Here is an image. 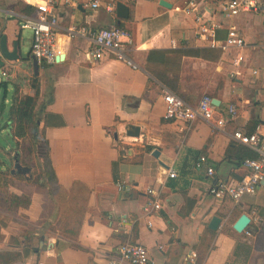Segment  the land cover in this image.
I'll list each match as a JSON object with an SVG mask.
<instances>
[{
    "label": "crops",
    "instance_id": "obj_1",
    "mask_svg": "<svg viewBox=\"0 0 264 264\" xmlns=\"http://www.w3.org/2000/svg\"><path fill=\"white\" fill-rule=\"evenodd\" d=\"M42 1L0 0V42L7 37L9 50L16 43L21 50L20 24L36 16ZM231 1L99 0L98 9L84 0L59 1L57 50L64 59L39 69V130L57 182L53 190L41 180L47 191L30 193L24 207L11 201L25 195L11 183L20 176L6 180L11 196L9 206L0 204V264H106L125 243L146 247L149 264H187L192 253L205 254L204 264H264V185L239 203L210 194L217 181L234 186L249 173L236 157L234 133L249 135L264 125V0L236 16L227 11ZM118 2L129 8V17L133 9V21L117 18ZM120 22L134 40L126 54L138 70L113 55L93 57L95 33ZM231 30L244 38L243 49L221 48ZM30 43L32 55L33 35ZM155 52L166 53L170 66L149 62ZM165 90L194 105L208 95L220 102L224 117L233 104L238 118L224 127L167 122ZM131 125L140 128L139 138L127 135ZM202 157L213 176L206 167L196 169ZM171 171L177 178H169ZM77 183L88 201L79 235L71 237L61 228L79 194L72 193ZM150 188L162 193L161 209L152 215ZM242 215L251 224L238 233L233 226ZM213 217L222 219L218 231L209 228Z\"/></svg>",
    "mask_w": 264,
    "mask_h": 264
},
{
    "label": "built area",
    "instance_id": "obj_2",
    "mask_svg": "<svg viewBox=\"0 0 264 264\" xmlns=\"http://www.w3.org/2000/svg\"><path fill=\"white\" fill-rule=\"evenodd\" d=\"M60 0H43L37 5V14L35 17L27 18L20 24L21 30H30L33 35V45L31 56L38 63L46 65H55L59 62L61 52L57 50V31L58 17L55 13L56 7ZM88 8L98 9L100 7L99 0H84ZM70 3V0H66ZM258 8L257 0H232L227 5V11L230 16H236L239 13L246 11H255ZM110 12L114 8H108ZM200 21V19L198 20ZM207 30L203 27L202 32ZM95 48L93 57L96 60H102L105 55H113L117 60L124 62L127 66L134 70H138V66L128 57L127 51L134 47V40L129 32L117 27L101 29L95 33ZM246 43L241 34L236 30H231L226 41L222 44V49H243ZM217 47L215 43L212 44ZM238 63L244 61V57H238ZM258 72H255L257 74ZM3 76L8 80L9 76L3 72ZM165 104L164 120L167 122L185 124H193L198 120L206 122H215L218 127H224L226 121H234L238 118L237 107L229 104L224 111V115L219 114L220 106L213 104V99L204 95L199 102L191 104L178 95L169 90H165L162 95ZM219 116V117H218ZM234 140L257 154L255 159L245 160L243 166L249 173L236 185L230 186L225 182L217 181L210 189V194L216 199L224 200L229 198L235 203H239L246 196H253L258 189L264 185V125L258 124L252 134L246 135L242 131H236L233 135ZM196 169L201 170L207 168L210 176L214 175V170L208 167V162L205 157H202L196 164ZM169 178H177V173L171 171ZM119 190L124 189L122 184H117ZM147 193L155 198V203L148 209L149 214L153 211L161 209L160 200L162 193L154 188L148 189ZM149 226L152 223L149 222ZM197 254L192 253L187 264L197 263ZM150 252L141 245H133L131 243L123 244L118 251V256L115 259L109 260L106 264H149Z\"/></svg>",
    "mask_w": 264,
    "mask_h": 264
},
{
    "label": "rangeland",
    "instance_id": "obj_3",
    "mask_svg": "<svg viewBox=\"0 0 264 264\" xmlns=\"http://www.w3.org/2000/svg\"><path fill=\"white\" fill-rule=\"evenodd\" d=\"M31 40L32 32L30 30L23 31L22 46L20 50L21 63H17L16 67L4 70L9 76L8 80L3 76V70L0 68V161L7 166L5 169L6 171L0 173V204L3 207L9 206L8 202L11 196L10 191L7 190L9 186L4 184L7 182L6 180H10L9 177L11 176L9 170L11 164L7 159V153L16 146L14 139L7 135V130L5 128L9 122V112L14 95V86L19 89L20 98L24 96H32L34 94L31 87L32 80L35 78L34 69L31 62L27 61L30 53ZM26 61L27 63H25ZM39 103L42 104L41 101H39ZM38 132L39 134L36 138L33 134H29L26 138L18 140L21 157L25 160V164L31 168V173L28 180L27 177L21 175L17 178V182H14L12 178L11 183L21 187V189L25 192V200H23L25 203L29 201L28 195L30 193L34 191H47L45 184L42 186L40 182L45 179L44 164L49 152L47 146L45 145L43 134L40 130Z\"/></svg>",
    "mask_w": 264,
    "mask_h": 264
},
{
    "label": "trees",
    "instance_id": "obj_4",
    "mask_svg": "<svg viewBox=\"0 0 264 264\" xmlns=\"http://www.w3.org/2000/svg\"><path fill=\"white\" fill-rule=\"evenodd\" d=\"M128 22L133 21V9L131 8V15ZM121 24L117 27L119 29L124 30V22H120ZM149 62H156L161 66H170V58L167 56L164 52H155L150 53L148 57ZM45 64H41L40 66H43ZM34 94L32 96H24L22 98L19 97V89L14 86V95L12 99V105L9 112V121L11 122L12 127V138L14 140H22L26 138L29 134H33V136L36 138L39 134V121H40V114L42 113L43 106H39L40 101V80L39 78L35 77L32 80L31 85ZM238 153H236V157L240 159L241 163L240 166L244 164L245 160L247 159H255L257 158V154L250 150L249 148L238 145ZM230 154V150L227 152V157ZM122 160H119V163ZM21 163L28 167V165L25 164V160L23 157H21ZM118 164H114L113 168L116 170V167ZM44 175L45 179L48 180V183H50V189L54 190L55 181L57 182L55 172L50 160V156L48 155L45 160L44 164ZM77 186V188H76ZM76 189H78V192L81 196H78L79 194L73 196L72 201L73 204L71 205V208L69 209V212L66 215V220L63 222V226L61 228V231L69 235L71 237H78L79 232L82 227V217L83 213L85 212L86 205L84 206V203L88 201L87 197V190L82 188V185L80 183L75 184V187L72 190V193L75 194ZM25 200L24 197L20 198L17 196H11L12 203H19L21 202L24 207H27L29 201L27 203L23 202ZM75 201V202H74ZM75 203V204H74ZM81 203V205H80ZM83 205V206H82ZM264 234V228L262 229V232ZM197 263L196 264H204L206 256L205 254H197Z\"/></svg>",
    "mask_w": 264,
    "mask_h": 264
},
{
    "label": "water",
    "instance_id": "obj_5",
    "mask_svg": "<svg viewBox=\"0 0 264 264\" xmlns=\"http://www.w3.org/2000/svg\"><path fill=\"white\" fill-rule=\"evenodd\" d=\"M162 6L169 7L170 5L166 2H161ZM116 12H117V18L122 21L125 19L129 18V8L122 4L121 2L117 3L116 6ZM0 68H3L5 66V62H17L20 61V50L18 43L14 44L13 49L9 50L8 44H7V37L3 36L1 38L0 42ZM28 60L31 61L33 69H34V75L35 77H39V69H40V64L38 63L37 60H35L31 55H28ZM64 57L58 58L57 61L61 62L63 61ZM213 104L216 106H220V102L217 100H213ZM8 126L10 127V123H8ZM9 129L7 133H9ZM140 128L138 126L131 125L129 127V131L127 132V135L130 137H140ZM115 139L118 140V136H115ZM160 152L155 151L153 156L155 158H159ZM16 171L18 174L26 176L27 178H30V173H31V168L22 166L19 159H15V165L14 169L12 170V175H15ZM222 224V219L219 217H213L210 224L209 228L213 231H218L220 226ZM251 224V219L247 215H242L238 221L234 224L233 228L236 232L238 233H244L247 232L250 228Z\"/></svg>",
    "mask_w": 264,
    "mask_h": 264
},
{
    "label": "flooded vegetation",
    "instance_id": "obj_6",
    "mask_svg": "<svg viewBox=\"0 0 264 264\" xmlns=\"http://www.w3.org/2000/svg\"><path fill=\"white\" fill-rule=\"evenodd\" d=\"M8 123H10V127L8 126V124L6 125V130L8 131L9 129V133H7V135H9L10 137H12V127H11V122L9 121ZM13 139V138H12ZM15 141V148H12L8 153H7V159L10 161V174H12V170L14 169V165H15V159H19L20 163H21V152H20V145H19V142L18 140H14ZM12 154V155H11ZM22 166H24L22 163H21ZM7 168V166L0 161V173H3L4 171H6L5 169ZM30 168V167H29ZM15 175H19L21 176L20 174H18V172L16 171ZM26 177V176H25Z\"/></svg>",
    "mask_w": 264,
    "mask_h": 264
}]
</instances>
